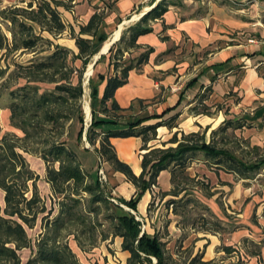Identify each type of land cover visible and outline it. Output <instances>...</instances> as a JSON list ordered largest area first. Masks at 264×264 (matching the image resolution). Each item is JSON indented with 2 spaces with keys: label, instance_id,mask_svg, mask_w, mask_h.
Returning <instances> with one entry per match:
<instances>
[{
  "label": "trees",
  "instance_id": "trees-1",
  "mask_svg": "<svg viewBox=\"0 0 264 264\" xmlns=\"http://www.w3.org/2000/svg\"><path fill=\"white\" fill-rule=\"evenodd\" d=\"M60 6L71 8L64 0H31L26 7L10 6L0 11L1 23L11 34L8 36L0 23V51L4 50L5 56L19 50L36 51L43 42L54 45L52 52L45 58H33L27 65L16 64L17 69L24 70L18 77L26 81L16 89L8 87L7 93L12 100L7 107L10 110V121L23 132V136L1 135L0 129V189L4 192V206L0 202V264H22L20 251L33 246L27 227L34 228L39 215L47 211L37 187L39 176L30 168L20 149L39 154L45 161L47 182L59 199L58 214L52 220L45 218L44 232L35 244L34 255L26 264H81L69 244L71 236L79 245L88 243L91 246L99 241L120 237L122 250L129 253L127 264H174L167 258L164 242L158 233L142 232L145 221L138 218L137 212L138 203L146 191L158 186L160 173L168 170L174 185L173 189L164 191L163 196L179 197L184 193L180 199L185 209L188 201H191L188 195L192 192L187 186L180 187V184L199 153L217 170L224 169L246 180L254 178L264 169V157L245 161L228 149L208 143L204 134L200 136V133H189L179 138L178 131L169 141L163 142L164 146L168 143L177 144L175 147H148L149 142L158 139L157 129L160 126L169 129L176 127L171 122L176 117L165 123L146 125L145 122L162 116H143L135 113L132 105L122 108L118 104L115 92L127 84L131 70L140 71L143 68L152 50H147L135 59L124 60L125 51L138 47L137 39L140 35L152 32L146 21L150 16L158 18L167 11L168 6L163 1L140 22L130 26L121 42L111 47L108 54L114 74L107 78L96 74L90 78L93 112L92 122L86 130L87 141L93 146L99 141L100 147L96 148V152L100 161L108 163L113 172L124 174L137 188L136 195L130 200L116 197L113 188L100 181L98 171L93 176L84 170L78 154L69 145L71 131L65 128L67 120H77L80 123L77 139L82 140L85 131V115L81 104L84 94L83 74L107 36L101 35L95 40L101 23L99 14L93 15L88 24L81 26L76 34L74 27H68L62 20L58 10ZM68 28L79 49L77 54L42 36L44 32L58 36ZM82 35H93L94 38L88 39ZM77 60L82 63L80 67L75 65ZM5 74L6 69L0 66V80ZM105 78L107 83L104 94L99 98L98 87ZM39 83H51L54 90L41 93ZM139 102L143 103V100ZM72 103L77 105V110L74 116L66 117L65 108ZM152 103L154 100L147 105ZM48 126L52 130L58 129L56 136L45 135ZM229 127L237 129L243 125L226 120L221 130L225 131ZM133 136L141 137L144 141L143 150H147L142 154V171L139 175L134 173L129 164L118 158L111 143L113 137ZM29 143L38 145V148L32 150ZM30 191L29 197L27 193ZM177 203V200L171 199L167 206L173 207V212L178 213ZM106 223L108 230L105 229ZM224 250L228 253L234 251L231 246H225ZM251 255H260V251H252ZM201 259L202 255H197L190 264H210Z\"/></svg>",
  "mask_w": 264,
  "mask_h": 264
},
{
  "label": "crops",
  "instance_id": "crops-1",
  "mask_svg": "<svg viewBox=\"0 0 264 264\" xmlns=\"http://www.w3.org/2000/svg\"><path fill=\"white\" fill-rule=\"evenodd\" d=\"M163 1L168 6L167 11L158 18L150 16L146 21L152 32L140 35L137 39L138 47L125 51L124 60L135 59L147 50H152L143 68L140 71L131 70L127 84L115 92L118 104L122 108L132 105L135 113L143 116H162L145 122L146 125L165 123L176 117L171 121L176 125L173 129L167 126L157 129H164L172 138L175 133L172 131L177 130L178 124L189 119L187 116L191 117L197 99L209 88L218 87L221 90L226 84L233 93L231 111L234 115L230 120L225 114V121L242 124L243 127L237 129L243 130L251 149L259 157H264V19L259 20L264 10L259 1L263 0H73L70 9L60 6L58 10L62 20L73 26L76 34L81 26L88 24L93 15L99 14L101 23L95 40L101 35L107 36L100 46V52L110 46L112 42L106 43L110 34L118 28L117 36L126 19L133 16L131 20L136 24ZM82 37L94 38L93 35ZM244 37H250L247 43ZM250 39L255 42H250ZM72 44V51L77 54L79 49L75 39ZM102 56L105 58L95 66L100 67L102 62L107 61L97 72L107 78L114 74V68L110 55L105 53ZM106 78L98 87L99 98L104 94ZM224 93L229 92L227 90ZM139 100H143V103ZM152 100L154 103L147 105ZM156 141L160 140L149 142L148 147L155 146ZM111 143L118 158L129 164L134 173L139 175L142 171V154L147 151L143 150L142 138L113 137ZM168 145L171 144L165 147ZM96 147H100L99 141ZM164 175L167 178L162 188L170 190L171 173L168 170L160 173L158 185ZM111 180L115 181L111 187L116 197L129 200L136 195L137 188L124 174L114 172ZM151 192L153 189L146 191L137 206L143 221H146L143 217L148 212ZM251 202V217L254 221L249 226L250 232L244 237L245 241H255L258 245L260 255L252 256L260 261L264 255V189L261 194H255ZM252 236L261 238L256 241Z\"/></svg>",
  "mask_w": 264,
  "mask_h": 264
},
{
  "label": "rangeland",
  "instance_id": "rangeland-1",
  "mask_svg": "<svg viewBox=\"0 0 264 264\" xmlns=\"http://www.w3.org/2000/svg\"><path fill=\"white\" fill-rule=\"evenodd\" d=\"M29 1L30 0H0V11L10 6L26 7ZM199 1L207 2L208 0ZM65 2L72 6L70 1L65 0ZM259 3L261 6H264V0L259 1ZM62 14L66 21L65 14ZM259 16V20L264 19V10ZM132 17L125 20L126 23L123 27L121 26L122 31L120 30L116 36V39H119L112 46L121 42L127 29L135 23L131 20L133 19ZM1 22L0 19V23ZM65 23L68 27L71 26L68 22ZM1 25L3 31L10 36L11 34L8 32L5 25L3 23H1ZM117 29L118 28H116V30ZM116 30L110 34L106 43L113 42L114 39H112V36ZM42 36L50 39L54 44H59L69 49L71 48L70 50H72L73 38H71L69 34V28L58 36H53L48 32H44ZM249 38L250 37H244L245 43H247ZM53 49L54 45L43 42L39 44L36 51L19 50L7 56H5L4 50L0 51V66L6 69L5 76L0 80L1 135L8 134L15 137L23 136V132L11 124L10 110L7 108L12 101L7 93L9 90L8 87L10 89H16L22 86L26 81L18 77L23 74L24 70L17 69L16 64L27 65L33 58H45ZM108 52L106 53L107 56L109 55ZM97 54L93 56L83 74L84 94L81 99V104L85 115V131L82 140L78 141L77 139V134L80 130V123L77 120H67L65 128L67 131H71L69 145L78 154L84 170L95 176L97 175V171L99 172L102 169L103 174L99 172L100 181L103 184H107L108 181H110L108 185L113 187V183H115L114 180H111L114 174L113 170L110 169L108 164L104 165L103 162L99 160L100 157L96 152L97 147L91 145L87 141L86 136V130L92 122L91 117L93 112L90 78L95 76L97 72L101 70L100 67L107 62H102L100 67H97L98 69L96 66L92 68L94 58ZM100 59L101 57L99 60ZM81 64L79 60L75 62L77 67H80ZM9 76L12 78L8 79ZM39 85L41 93L54 90V85L51 83H39ZM228 88L229 86L226 84L221 90H218V87L214 89L209 88V90L203 93V96L201 95L202 97H199L195 102L194 110L190 114L191 117L187 116L186 118L189 119L180 122L177 130H173L172 132L178 131L179 138H182L183 134L189 133H200V136L204 134V138L208 143H213L218 148L228 149L245 161H254L259 158V155L248 145V140L245 139L246 135H244L243 130L234 129L232 127L227 128L225 131L221 130V127L225 124L224 118L228 115L227 118L232 120L234 115L231 111L233 103V96L231 95L233 93ZM227 90L229 93H224V91L226 92ZM76 110V104H69L65 108V116H74ZM88 113L90 117H88ZM47 129L45 135L56 136L58 129L52 130L51 126H48ZM169 134L170 133L166 132L164 129H162V131H157V140L160 141H156L155 146L159 145L161 148L165 147L163 142L170 140ZM170 144L171 145H168V147H175L177 145ZM28 146L32 150L38 148V145L33 143H29ZM20 152L26 158L30 168L39 176L37 187L47 208L45 213L39 215L34 228L27 227V232L32 240L33 246L32 248H25L20 251L22 264H26L34 255L36 250L35 244L44 232L45 218L49 217L50 220H52L58 214L59 199L54 194L51 184L47 182V164L45 161L39 154L34 152H26L22 149H20ZM218 169L219 170H217L214 165L210 164L209 161H206L202 153H199L191 162L185 173L187 176L185 175L186 178H183V183L180 184V187L187 186L192 192V194L188 195L191 201H188L185 209L181 205L180 199L183 197L184 193L179 197L171 195L167 197L163 196L164 191H168L162 188L167 178V176L164 175L160 179V185L154 186L153 193L151 192L152 199L148 207V209H150L145 217H143L146 221L142 228V232L147 231L150 234L158 233L159 237L164 242L167 258L174 264H190L191 260L197 255H202V262L209 261L210 264H264V255H262V261H259V259L251 255L252 251L259 250L258 245L254 243L255 241H245L246 237H244L250 232L251 228L249 226L253 225L254 221L251 217L253 206L251 199L255 194H261L264 189V170L254 176V178L246 180L239 178L234 173L226 172L224 169ZM30 187L32 188V186ZM173 187L174 185L171 183L170 189H173ZM27 196H31V191L27 193ZM171 199L178 201L176 204L178 213H174L173 210L171 211L173 207L167 206V202ZM0 202L2 206H4V192L1 189ZM100 218L102 219L103 216ZM138 218H142V215L139 213ZM105 229L108 230L107 223ZM252 238L259 241L261 237L252 236ZM120 242L121 238L116 237L113 240L109 238L106 241H99L95 246H91L88 243L79 245L73 236L69 237V244L76 253L81 264H127L129 255L122 250ZM225 246H231L234 251L231 253L226 252L224 250ZM153 262H156V260L153 259ZM199 263L200 262H197V264Z\"/></svg>",
  "mask_w": 264,
  "mask_h": 264
},
{
  "label": "water",
  "instance_id": "water-1",
  "mask_svg": "<svg viewBox=\"0 0 264 264\" xmlns=\"http://www.w3.org/2000/svg\"><path fill=\"white\" fill-rule=\"evenodd\" d=\"M123 27V26H122ZM121 31H122V29H121ZM119 39V38H118ZM118 39H116V40H114L111 44H110V46L108 47V49L106 50V51H100L96 56H95V58H94V61H93V64H92V68L96 65V63L98 62V60H99V58L102 56V55H104L105 53H107L109 50H110V48H111V46L118 40ZM92 118V117H91Z\"/></svg>",
  "mask_w": 264,
  "mask_h": 264
},
{
  "label": "bare ground",
  "instance_id": "bare-ground-1",
  "mask_svg": "<svg viewBox=\"0 0 264 264\" xmlns=\"http://www.w3.org/2000/svg\"><path fill=\"white\" fill-rule=\"evenodd\" d=\"M116 34H117V31L114 32L113 36H112V39L116 40ZM113 40V41H114ZM108 48L104 49V51H106ZM88 117H90L89 113H88Z\"/></svg>",
  "mask_w": 264,
  "mask_h": 264
},
{
  "label": "built area",
  "instance_id": "built-area-1",
  "mask_svg": "<svg viewBox=\"0 0 264 264\" xmlns=\"http://www.w3.org/2000/svg\"><path fill=\"white\" fill-rule=\"evenodd\" d=\"M250 42H255V40L254 39H250ZM174 88H172V90H173ZM91 121V120H90ZM100 174H103V170L101 169L100 171ZM104 178H105V176H104Z\"/></svg>",
  "mask_w": 264,
  "mask_h": 264
}]
</instances>
